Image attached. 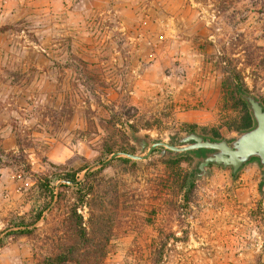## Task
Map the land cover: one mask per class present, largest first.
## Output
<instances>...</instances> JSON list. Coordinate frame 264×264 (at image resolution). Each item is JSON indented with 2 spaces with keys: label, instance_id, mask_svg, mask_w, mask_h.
Instances as JSON below:
<instances>
[{
  "label": "rangeland",
  "instance_id": "obj_1",
  "mask_svg": "<svg viewBox=\"0 0 264 264\" xmlns=\"http://www.w3.org/2000/svg\"><path fill=\"white\" fill-rule=\"evenodd\" d=\"M230 73L264 105V0H0V264H39L58 245L71 191L60 209L55 196L31 235L12 233L49 200L39 178L57 194V174L81 169L83 179L113 141L139 154L135 133L174 144L196 124L230 140L240 114ZM126 122L142 128L123 131ZM169 157L156 148L136 160L140 169L117 157L102 166L119 201L110 203L111 189L101 264H264L258 160L235 176L208 165L183 193L173 176L200 156L180 169L160 161Z\"/></svg>",
  "mask_w": 264,
  "mask_h": 264
},
{
  "label": "trees",
  "instance_id": "obj_2",
  "mask_svg": "<svg viewBox=\"0 0 264 264\" xmlns=\"http://www.w3.org/2000/svg\"><path fill=\"white\" fill-rule=\"evenodd\" d=\"M234 73H230L225 79L226 87L229 85L230 91L227 93L231 100L239 107L240 114L237 119L233 120L230 130L240 132L242 130L251 128L255 121L250 112L249 106L243 98V94L249 93L248 89L244 86V83L235 82ZM263 109H264V105ZM140 126L133 123L126 122L123 131L131 130L132 133L138 131ZM196 124H188L185 129L186 132H196ZM204 137H209L212 140H220L224 138L222 133L217 130H213L212 134L200 133ZM127 138V136H126ZM229 140V139H228ZM107 152L111 153L117 150L133 152L131 149L126 148L123 144H118L113 141L106 147ZM210 151L207 149H196L182 152L175 157H169L167 159L160 160L165 164L166 168L180 169L182 161L189 160L186 156L193 155L194 157L205 156ZM7 156L4 150L0 147V161L3 157ZM119 161L125 164H129L131 167L140 169L136 163V160H132L125 156L117 157ZM257 160V158H251L248 162ZM246 162V163H248ZM244 163L243 165H245ZM213 165V163L209 164ZM242 165V166H243ZM58 167V166H57ZM85 169V168H83ZM82 169V170H83ZM104 167H99L89 171L85 177L75 184H72L78 176L79 170H67L57 174V180H62L59 184V190L57 194L54 193V188L51 186V178L44 176L36 181V186L40 190H48L49 200H46L43 207L36 212L27 216H19V221L15 223L12 233L15 235L28 236L31 235L36 229V223L42 218L43 210L47 208L51 201L55 199V209H60L62 202L65 199L64 193L71 191L73 196L69 203L65 204V209H62L64 217L60 221V229L55 228L53 233L62 236L52 242L58 241V245L52 243L51 250L43 255L39 260V264H66V263H82V264H101L107 254V245L111 239L113 232V220L107 215L106 201L107 196L110 194V190L114 189L111 194V202L114 207L117 206L119 201V195L116 189L118 187L111 184V178H106L102 173ZM181 171V170H180ZM198 168L194 167L183 174L176 173L173 178L179 181V189L183 193L192 192L195 186V180L197 178ZM237 172V171H236ZM236 172L231 171V175L235 176ZM260 187H264V182L261 180ZM259 187V188H260ZM185 196V195H184ZM187 201V199H186ZM85 206L88 208L89 217L85 220L79 207ZM29 218L25 221V218ZM62 231V232H61Z\"/></svg>",
  "mask_w": 264,
  "mask_h": 264
},
{
  "label": "water",
  "instance_id": "obj_3",
  "mask_svg": "<svg viewBox=\"0 0 264 264\" xmlns=\"http://www.w3.org/2000/svg\"><path fill=\"white\" fill-rule=\"evenodd\" d=\"M242 96L249 106L255 123L251 128L237 132L230 140L227 138L212 140L192 131L180 134L176 143L169 144L161 140L151 142L146 136L139 133L130 134L140 151L139 154L127 151L112 152L105 160L89 165L84 170L83 176L94 168L105 166L118 156H125L141 163V160L147 158L156 148H159L161 157H174L182 152L202 148L210 151L205 156L198 158L197 175L199 177L205 176L207 167L211 163L230 167L232 172H236L244 163L254 157L259 162L261 180L264 182V109L255 96L246 93ZM81 179L73 181L72 184Z\"/></svg>",
  "mask_w": 264,
  "mask_h": 264
},
{
  "label": "built area",
  "instance_id": "obj_4",
  "mask_svg": "<svg viewBox=\"0 0 264 264\" xmlns=\"http://www.w3.org/2000/svg\"><path fill=\"white\" fill-rule=\"evenodd\" d=\"M163 36H159V38L161 39Z\"/></svg>",
  "mask_w": 264,
  "mask_h": 264
}]
</instances>
